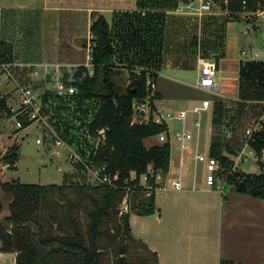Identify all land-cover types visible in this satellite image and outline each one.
Returning <instances> with one entry per match:
<instances>
[{"label": "trees", "instance_id": "1", "mask_svg": "<svg viewBox=\"0 0 264 264\" xmlns=\"http://www.w3.org/2000/svg\"><path fill=\"white\" fill-rule=\"evenodd\" d=\"M179 1L139 0L140 8L148 9L145 14H118L113 24L101 15L93 23L94 74L85 82L77 83L80 92L72 97L98 101L88 124L94 143L89 153H83V159L93 169L106 166L100 175L112 174L114 185L69 184L71 179L62 185H41L0 179V252L17 253L16 264H105L104 254L108 250L116 255L114 264H130L127 242L134 239L131 215L155 213L156 175L169 173L172 156L170 143L150 148L145 145L146 139L165 132L167 126L154 121L134 123L133 103L148 96V79L158 81L156 70L162 66L165 41V14L161 11L176 8ZM214 1L228 16L213 18L209 23L214 28L208 35L213 37L207 45L210 50L219 51L228 21H240L245 13L264 10V0H228V4L224 3L226 0ZM12 55L11 45L0 41V60L12 63ZM124 68L130 70V85L121 89L115 76ZM18 71L19 79L28 83L25 70ZM55 94L59 96L51 89L45 92L49 107L45 106L44 111L53 108L54 119L60 118L64 123V109L55 105ZM210 99L213 100L210 155L220 160V176L237 192L264 200V163H260V173L232 172L231 159L241 148L246 118L251 114L259 116L264 110L257 103L264 101V61H242L239 100L218 96ZM7 100L0 99V119L4 112L11 110ZM21 120L23 128L33 124L28 117ZM102 128L107 129L106 140L97 146L95 140ZM228 132H232L231 138ZM251 144L258 154L264 150V129L255 134ZM20 149L15 144L1 156L0 148V166L2 160L7 167L17 170ZM76 167L83 172L89 170L83 162H76ZM150 168L153 175L149 173ZM145 174L146 186L141 180ZM128 187L132 188L131 211L122 213ZM82 213L88 221L86 230ZM153 253L159 264L157 254Z\"/></svg>", "mask_w": 264, "mask_h": 264}, {"label": "crops", "instance_id": "2", "mask_svg": "<svg viewBox=\"0 0 264 264\" xmlns=\"http://www.w3.org/2000/svg\"><path fill=\"white\" fill-rule=\"evenodd\" d=\"M186 1L180 0L178 6ZM176 8L161 11L165 14V41L162 66L156 70L159 76L156 105L179 113L201 106L203 100L210 99L200 95L212 96V93L186 81L185 71L197 68L199 56L215 58L217 54L220 56L219 70L223 72L218 80L221 84L219 96L239 100L242 61H264L246 56L244 51L264 52V41L262 47L256 45V39L249 41L252 46L246 49L241 43L238 21L233 20L226 24L219 51L210 50L207 45L212 37L208 35L214 28L209 23L213 18L227 17L228 13L219 6L205 16L178 13ZM147 11L140 8L139 0H0V41L11 45L12 64L16 68L36 77L35 81L43 80L39 94L44 111L45 106L49 107L45 103V92L53 83L52 76L45 77L42 73L45 67L54 70L58 65H85L87 62L82 60L81 54L88 45L82 38L84 33H91L93 23L101 15L113 24L118 14H145ZM248 14L251 15L243 14L240 21L248 22ZM252 16L257 22H248L251 24L247 29L249 34L251 29L264 28V13L257 12ZM34 69L39 75L31 73ZM13 86L15 83L3 75L0 99L8 98L10 107H14L12 100H18ZM4 87L9 88L1 94ZM257 103L264 109V101ZM208 111H211L213 132V108L203 111V117ZM44 113L53 130L51 133L58 134L62 130V121L59 118L58 124L54 119L55 110L52 108ZM255 118L258 116L251 114L248 121ZM1 125L0 135L5 129ZM22 129L25 128L16 129L14 138ZM227 136L231 138L232 132ZM155 138L159 139L158 136L146 139L145 145L150 148L162 144L153 140ZM196 151L197 147L186 152L179 148L175 154L172 149L170 171L167 175L162 174L161 183L154 189L155 213L131 215L134 238L157 254L159 264H264V200L227 187L226 179L221 176L214 185L200 179L197 173L200 169L206 171L207 167L204 161L193 162ZM179 179L182 189L173 187V182ZM141 180L146 186L143 177ZM3 258H10V262L16 264L17 253L0 252V260Z\"/></svg>", "mask_w": 264, "mask_h": 264}, {"label": "rangeland", "instance_id": "3", "mask_svg": "<svg viewBox=\"0 0 264 264\" xmlns=\"http://www.w3.org/2000/svg\"><path fill=\"white\" fill-rule=\"evenodd\" d=\"M249 21L251 23H256L257 19L248 14ZM245 21V20H244ZM248 21V22H249ZM238 21L237 26L239 27V34L242 37L241 43L245 46L246 49L251 48L252 44L249 41L257 40V46L262 47L264 41V28L262 29H251V33L249 34L248 27H250V23ZM248 33H246V32ZM91 33H84L82 40L88 45L91 42ZM213 39V37H212ZM255 46L254 48H256ZM264 49V48H263ZM88 47L81 54L82 60L86 62L88 61ZM186 73V81L195 84L198 79V70L197 68L191 69L189 71H185ZM29 77V82L27 83L33 89L39 93L42 89L41 84L43 80L35 81L34 78L27 74ZM223 76L222 70L217 71V78L221 80ZM27 79V78H26ZM27 79V80H28ZM115 81L117 85L121 89H125L130 85V70L122 69L119 75L115 76ZM42 82V83H41ZM37 83H39L37 85ZM3 94L9 87H4ZM14 92L16 93V86L14 87ZM202 98H212L214 96L221 97L219 95H208L202 93L200 95ZM54 98L56 99L55 105L57 107L61 106L64 110V123L62 122L61 128L62 130L58 132V134H53L50 131H41L39 123H33L29 127L22 129L18 133V137L14 138L15 134L18 132L16 130V123L14 121L9 120H0V124L3 128V132L0 135V148H1V156L4 154L15 144H19L21 146L20 149V159L18 161L17 170H12L4 162L1 160V168H0V179L3 182H18L23 184H41V185H62L65 184L69 179V184L76 183H94L98 182L95 180V177L91 170H87V172H83V170L79 171L76 167V160L78 158H83V153H89V149L91 144L94 143L93 138H91L88 133V124L91 120V117L94 115V112L97 109L98 101L95 99L88 100H80L77 97H63L55 94ZM224 98V97H221ZM225 99V98H224ZM52 102V101H51ZM14 106L18 105V100L11 102ZM42 104V102H41ZM66 110V111H65ZM167 111V110H165ZM263 113V112H262ZM208 114V117H207ZM195 115L191 114L189 116V126L192 129V120ZM249 117V116H248ZM248 117L246 118V126L243 132L248 129L249 121ZM2 121V122H1ZM208 123V128H207ZM211 111L206 113V116L202 117V128L200 135V144L199 151L205 154V158L202 160L205 163L208 158L209 148L212 140V130H211ZM250 127V126H249ZM178 128V124L175 121L170 122V131L172 133ZM17 131V132H16ZM205 131V133H204ZM38 138L42 139V144H38ZM62 138L65 140L66 145L58 146L56 144V140ZM157 142L160 140L158 138L153 139ZM148 143H150L148 141ZM172 149L177 154L180 144L172 140L171 141ZM191 147L195 150L197 147L196 142L194 141L191 144ZM248 151H250L248 149ZM71 155H75V160L71 159ZM84 160V159H83ZM239 171L245 173H260L261 172V164L257 162L255 157L252 159L245 160L239 168ZM200 179L207 180V170H202L197 173ZM225 179V178H223ZM231 185L228 184L227 187ZM84 230L87 228V218L85 214L81 215ZM130 246V251L128 254V259L130 264H157V257L154 253L149 250L145 244L140 241L130 240L127 242ZM116 259V255L114 252L110 250L106 251L104 254V263L105 264H114ZM0 264H13L10 262V258H3L0 260Z\"/></svg>", "mask_w": 264, "mask_h": 264}, {"label": "built area", "instance_id": "4", "mask_svg": "<svg viewBox=\"0 0 264 264\" xmlns=\"http://www.w3.org/2000/svg\"><path fill=\"white\" fill-rule=\"evenodd\" d=\"M228 4V0L224 2ZM246 3V2H244ZM215 6H219L214 0H187L186 2L180 4L176 11L178 13H187L198 16H205L211 13ZM262 14L264 10L259 11ZM255 14V13H251ZM91 35V39H92ZM88 61L85 65H58L54 70H48L47 67L42 71L45 77L52 76L53 83L49 89L55 91L59 96L72 97L79 94L80 89L77 83L85 82L89 77L93 76L95 66H94V57H93V45L92 42L88 44ZM244 54L249 57H256L264 59V52L259 50L257 51H244ZM198 68V79L196 82V87L206 90L213 95H219L221 90V84L217 78V69H216V60L215 58H209L204 56H199L197 60ZM32 74L39 75L38 70H31ZM5 75L8 81H13L16 86L17 96H18V105L11 107L10 112L6 111L3 113V117L0 120H9L14 121L16 128H23V121L21 117H28L33 123H39L40 129L43 132L53 131L51 129L50 123L45 116L43 111V105L41 104L40 94L36 92L30 85L23 83L19 79V71L11 62H3L0 60V80L2 76ZM158 90V84L153 79H148V96L143 99H137L133 103V122L134 123H143L154 121L161 125H166L167 130L160 135H158L162 143H170L172 140L177 141L180 144L182 152L190 150L191 144L195 141L197 145V151L193 157L194 163H199L205 158V155L199 151L200 144V135L202 128V117L203 111H206L210 108H213V100L205 99L202 102L201 106H196L193 109H188L183 112L174 113L172 111H165L159 108L156 103V93ZM193 114L195 117L192 120V129L189 126V116ZM175 121L178 124V128L172 133L170 131V122ZM248 129L245 131V134L242 137L241 148L235 155H231L233 161V171H239L240 166L245 160L252 159L254 156L257 162L264 163V150L258 154L255 149L252 147V140L256 133L261 132L264 129V110L258 118H255L253 121L249 122ZM50 131V132H51ZM54 134H57L53 132ZM107 129L102 128L99 130V136L95 140L96 145L106 140ZM42 139L38 138L37 143L42 144ZM58 146L66 145L64 139L59 138L56 140ZM248 149L250 151H248ZM71 159L75 160V155L70 156ZM206 167H207V183L209 185H214L216 180L220 176L221 164L220 160L216 157L207 156ZM76 162H83L89 170L93 173L95 180L98 183L114 185L112 180V174H105L101 176L102 171H106V166H103L100 169H93L90 167L83 158H78ZM151 175L154 174L152 168L149 169ZM162 174L158 173L156 175V183L160 184L162 181ZM144 181L147 182V174L142 176ZM173 187L177 189H182L181 180H175L173 182ZM125 197L123 199V209L122 213H129L131 211L130 201L132 199L131 191L132 188L128 187Z\"/></svg>", "mask_w": 264, "mask_h": 264}, {"label": "water", "instance_id": "5", "mask_svg": "<svg viewBox=\"0 0 264 264\" xmlns=\"http://www.w3.org/2000/svg\"><path fill=\"white\" fill-rule=\"evenodd\" d=\"M215 60H216V69L219 70L220 69V56L218 54L215 55ZM7 227L8 229H10L11 225H8Z\"/></svg>", "mask_w": 264, "mask_h": 264}]
</instances>
